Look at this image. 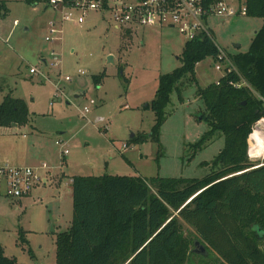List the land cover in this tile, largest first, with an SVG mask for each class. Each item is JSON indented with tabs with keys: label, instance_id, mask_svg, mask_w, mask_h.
<instances>
[{
	"label": "rangeland",
	"instance_id": "374dc122",
	"mask_svg": "<svg viewBox=\"0 0 264 264\" xmlns=\"http://www.w3.org/2000/svg\"><path fill=\"white\" fill-rule=\"evenodd\" d=\"M58 19L42 4L0 0V103L11 95L23 100L29 112L27 125L0 127V164L24 161L17 164L48 168V173L37 171L46 183L37 186L32 197L21 199V204L0 197V245L4 255L15 258L18 264H56V237L68 231L72 221V177L201 179L209 171L203 163L211 162L224 143L216 136L202 149H190L208 130L204 121L197 120L205 113L196 96L197 86L205 88L222 77L213 58L196 65L197 86L188 76L182 79L181 102L176 93L171 94L159 143L129 144L133 136L150 134L154 116L145 107L154 98L159 75L181 65L185 40L166 28L135 29L131 37L115 29L107 14L91 12L83 24L59 25L56 39L46 42L47 23ZM262 23L248 17L208 19L215 44L226 54L246 52ZM51 52L59 56L60 67L49 68ZM33 67L39 68V75H29ZM103 72L106 76L95 86L92 77ZM66 77L70 80L65 81ZM90 101L95 104L90 105ZM84 107L89 111L83 118ZM259 122L264 124V120ZM253 133L259 146L251 147L249 139V158L255 164L262 163L264 137L255 127ZM56 141L68 143L64 163ZM32 144L34 149H28ZM40 146L43 150L38 156ZM27 151L32 155L28 162ZM183 233L195 240L187 226H183ZM27 248L33 252L32 260Z\"/></svg>",
	"mask_w": 264,
	"mask_h": 264
},
{
	"label": "trees",
	"instance_id": "16d2710c",
	"mask_svg": "<svg viewBox=\"0 0 264 264\" xmlns=\"http://www.w3.org/2000/svg\"><path fill=\"white\" fill-rule=\"evenodd\" d=\"M24 1L31 6L48 2ZM245 6L246 17L263 23L246 52L228 54L238 74L199 88L196 65L207 57L215 59L218 51L207 38L186 42L181 65L159 75L154 98L145 107L154 116L150 134L128 141L159 143L171 94L182 101L181 81L188 76L205 106L197 120L208 127L190 149L196 152L216 136L224 142L218 155L203 163L209 168L207 175L72 177V221L68 231L56 237V264H264V237L256 233L264 232V161L255 164L248 154L249 139L251 147L259 146L253 131L264 120V0H245ZM118 73L122 76L121 67ZM105 76L104 72L93 76V84L99 86ZM242 80L245 87H234ZM28 122L25 102L6 95L0 103V127H23ZM183 226L193 230L205 256L192 252L194 241L184 235ZM26 252L32 260V250ZM0 264H18L4 255L1 245Z\"/></svg>",
	"mask_w": 264,
	"mask_h": 264
},
{
	"label": "built area",
	"instance_id": "2783aa9c",
	"mask_svg": "<svg viewBox=\"0 0 264 264\" xmlns=\"http://www.w3.org/2000/svg\"><path fill=\"white\" fill-rule=\"evenodd\" d=\"M45 6L59 16L58 20L47 23L46 42L56 39L55 36L60 33L59 25L83 24L88 13L99 12L107 14L115 29L123 32L131 33L139 28H166L177 32L185 43L197 38H207L218 51L214 59L215 69L222 72V77L231 73L238 74L228 54L215 44L208 19L246 17L245 0H48ZM50 58L49 68L60 67L58 55L51 52ZM42 62L44 65L47 63L46 60ZM28 72L30 76H37L39 68H30ZM69 80L68 77L65 78V81ZM241 86H246L243 80L234 85L237 88ZM56 91L60 92V88L57 87ZM94 104L90 101V105ZM88 111V107H84L81 116L84 118ZM55 145L60 148L61 158L68 154L67 143L56 141ZM127 147L123 145L124 150ZM42 168L47 169L45 165ZM41 182L34 168L0 165V197L19 201L28 197Z\"/></svg>",
	"mask_w": 264,
	"mask_h": 264
},
{
	"label": "crops",
	"instance_id": "0c3cea01",
	"mask_svg": "<svg viewBox=\"0 0 264 264\" xmlns=\"http://www.w3.org/2000/svg\"><path fill=\"white\" fill-rule=\"evenodd\" d=\"M38 6V5H37ZM130 32H126V34H129ZM131 37H132V32L129 34ZM219 80V78L215 81V83L217 82ZM12 127H14V128H18L17 126H12ZM26 136L25 135H23V138H25ZM65 143H67V142H65ZM67 145H68V143H67ZM34 147H35V145L34 144H32V146L31 147H29L28 149H34ZM37 152L39 151V150H43V147L42 146H40V147H37ZM32 153H35V152H33V151H31ZM30 152L29 151H27L26 152V155H25V161H30V157L32 156L31 155V153L29 154ZM41 155V154H40ZM39 155V152H38V156H40ZM29 157V158H28ZM63 160V163L65 162L64 161V158L62 159ZM15 162H17V163H24V161H15ZM17 163H15V164H10V163H2V164H0V165H3V164H9V165H11V166H17V167H24V166H26V165H18ZM35 170H36V172L37 171H39V170H43V171H46L45 173H48V168L47 169H43L42 167L41 168H34ZM46 179H45V177L42 179V182H41V184L40 185H42L43 183H46ZM40 185H38V186H40ZM70 185H71V180H70ZM37 189H38V187H37ZM35 190H36V188H35ZM32 195V193L28 196V197H26L27 199L28 198H30V197H32L31 196ZM16 202H18L19 204H21L20 202V200L19 201H16Z\"/></svg>",
	"mask_w": 264,
	"mask_h": 264
},
{
	"label": "water",
	"instance_id": "95a60500",
	"mask_svg": "<svg viewBox=\"0 0 264 264\" xmlns=\"http://www.w3.org/2000/svg\"><path fill=\"white\" fill-rule=\"evenodd\" d=\"M235 48H239L238 45H235ZM109 60L111 59V57L108 58ZM255 129L264 137V124L261 122H258L255 125ZM131 139V138H130ZM256 233L258 234L259 237H264V232H261L259 229H256ZM192 252L196 255H201V256H205L206 255V249L205 247L199 242V241H194L193 242V249Z\"/></svg>",
	"mask_w": 264,
	"mask_h": 264
},
{
	"label": "bare ground",
	"instance_id": "6f19581e",
	"mask_svg": "<svg viewBox=\"0 0 264 264\" xmlns=\"http://www.w3.org/2000/svg\"><path fill=\"white\" fill-rule=\"evenodd\" d=\"M260 134V133H259ZM261 135V134H260Z\"/></svg>",
	"mask_w": 264,
	"mask_h": 264
}]
</instances>
